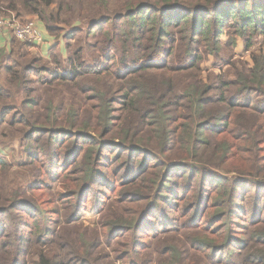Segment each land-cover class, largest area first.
Masks as SVG:
<instances>
[{
	"label": "trees",
	"instance_id": "obj_1",
	"mask_svg": "<svg viewBox=\"0 0 264 264\" xmlns=\"http://www.w3.org/2000/svg\"><path fill=\"white\" fill-rule=\"evenodd\" d=\"M9 11L56 44L0 52V138L29 160L0 155V264H264V53L230 62L233 79L202 68L225 29L264 36V0H0ZM113 145L156 162L102 192L87 225ZM165 207L175 222L142 231Z\"/></svg>",
	"mask_w": 264,
	"mask_h": 264
},
{
	"label": "rangeland",
	"instance_id": "obj_2",
	"mask_svg": "<svg viewBox=\"0 0 264 264\" xmlns=\"http://www.w3.org/2000/svg\"><path fill=\"white\" fill-rule=\"evenodd\" d=\"M117 1L119 0H111L112 3H116ZM83 26L86 29L91 28V26H89L87 22H83ZM229 33L230 31L228 29L224 30L223 35L221 36V48L218 51L219 54L208 55L202 64V68L205 71L216 74L223 73L233 79V71L232 67L230 66V62L232 64H236L237 67H245L247 65L252 66V54L264 53V36L260 33L252 31V33L248 32L246 36H238L237 42L235 44H230ZM49 41V43H51L50 39ZM51 45L52 44H50V46ZM59 49L63 57L67 58L65 44L63 41L59 42ZM46 54L47 53H45L46 59L50 58V53H48V55ZM32 75H34V73ZM0 78V81L4 84V77L1 73ZM11 116L12 113L8 117L10 118ZM10 143L11 145H8ZM105 153H108L109 156H114L111 162H109L108 167L110 169H115V173H113L112 170H107L106 178L103 180H97V182L99 183L93 185L91 192L85 193L83 195V201L79 204L78 216L80 217V220L87 225L95 224L96 221H98L100 218V209L104 204V202L100 201H106V198H102V192L106 193V197L117 194L118 188H116V185L128 182V180L135 177L141 167H145L147 165L150 166L156 162V160L150 154L142 153L134 149L133 146L131 147V149H119L116 145L108 146L105 149ZM0 155L7 158V160L14 165H17L24 161H29L26 157L23 158L19 141L8 140L3 137L0 138ZM174 171L178 172L180 170H171V172ZM243 185L244 186L241 189V193L247 190V186L245 184ZM251 186L252 184L249 185V187ZM52 189H57V191H60L61 188L59 183L55 182L52 186ZM262 194L264 198V191ZM45 207L51 208L54 207V205L48 204V206ZM176 218L177 214L167 207L163 208L162 211L149 212L147 215V219L141 224V229L142 231H147V233L150 234L154 229L161 228L162 225L164 226L168 223L173 224ZM1 220L2 219H0V229L3 227ZM124 264H130V262Z\"/></svg>",
	"mask_w": 264,
	"mask_h": 264
},
{
	"label": "built area",
	"instance_id": "obj_3",
	"mask_svg": "<svg viewBox=\"0 0 264 264\" xmlns=\"http://www.w3.org/2000/svg\"><path fill=\"white\" fill-rule=\"evenodd\" d=\"M7 33H12L19 41L37 48L46 44L47 48H51L55 42V38L50 36L37 19L23 22L10 11L8 15L0 14V36ZM49 39L51 43H49ZM50 44L52 45L50 46Z\"/></svg>",
	"mask_w": 264,
	"mask_h": 264
},
{
	"label": "crops",
	"instance_id": "obj_4",
	"mask_svg": "<svg viewBox=\"0 0 264 264\" xmlns=\"http://www.w3.org/2000/svg\"><path fill=\"white\" fill-rule=\"evenodd\" d=\"M34 18H36V17H34ZM34 18H31V19H34ZM40 24L46 30L44 24L42 22H40ZM13 39H16V38L14 37V35L12 33H7L5 35L0 36V52L1 53L4 52V55L9 54L11 43H12ZM55 42H53L54 45L56 44ZM46 46H47V44L42 46V47H38V50L40 51V55H44V57H46L45 53H47L46 55H48V53H50L51 48L53 47V46H51V48H47Z\"/></svg>",
	"mask_w": 264,
	"mask_h": 264
}]
</instances>
